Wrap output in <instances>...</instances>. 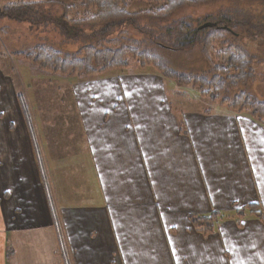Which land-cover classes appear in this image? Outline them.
<instances>
[{
	"label": "crops",
	"instance_id": "crops-1",
	"mask_svg": "<svg viewBox=\"0 0 264 264\" xmlns=\"http://www.w3.org/2000/svg\"><path fill=\"white\" fill-rule=\"evenodd\" d=\"M30 64L31 99L0 65V264H264L263 122L151 66Z\"/></svg>",
	"mask_w": 264,
	"mask_h": 264
},
{
	"label": "trees",
	"instance_id": "trees-1",
	"mask_svg": "<svg viewBox=\"0 0 264 264\" xmlns=\"http://www.w3.org/2000/svg\"><path fill=\"white\" fill-rule=\"evenodd\" d=\"M129 1L15 2L0 14L39 23L44 5H60L58 24L67 34L89 32V42L74 52L37 44L16 53L42 69L90 78L135 61L264 123V101L248 90L264 64V0H147V7L136 11L127 8ZM20 103L27 116L22 97ZM220 218L212 212L192 222L208 233Z\"/></svg>",
	"mask_w": 264,
	"mask_h": 264
},
{
	"label": "rangeland",
	"instance_id": "rangeland-1",
	"mask_svg": "<svg viewBox=\"0 0 264 264\" xmlns=\"http://www.w3.org/2000/svg\"><path fill=\"white\" fill-rule=\"evenodd\" d=\"M38 1L46 2L49 0H0V8L9 3ZM147 5V0H130L127 8L130 11H136L147 7ZM61 10L60 5H44L43 12L39 14V23L0 14V65L4 66L5 70L13 77L15 84L18 83L19 79L22 80V85L19 83L21 87L23 86L24 91L22 92L25 93L27 98L29 96L31 99L34 88L30 80L33 78L31 64L24 57L16 54L17 52L33 48L37 44H47L67 53L74 52L89 42L86 38L89 32L84 29L85 34L75 36L64 31L63 26L58 24V20L62 15ZM41 22L42 24H40ZM144 66L135 61H129L124 70L127 72L136 71ZM113 70L119 69H112L111 71ZM257 70V78L249 85L248 90L264 101V64L258 66ZM168 82L175 83L171 79ZM178 92L182 97L191 99L190 104L184 102L185 107L211 108L214 110L220 107L225 108L217 102L201 97L198 88L193 85H178ZM35 96L37 97V94ZM171 99L174 100V98ZM175 106L177 105L175 104ZM199 230L201 229L199 228ZM201 231L203 232V230Z\"/></svg>",
	"mask_w": 264,
	"mask_h": 264
}]
</instances>
